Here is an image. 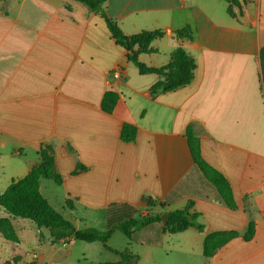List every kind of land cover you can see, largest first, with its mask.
Masks as SVG:
<instances>
[{
  "label": "crops",
  "instance_id": "obj_1",
  "mask_svg": "<svg viewBox=\"0 0 264 264\" xmlns=\"http://www.w3.org/2000/svg\"><path fill=\"white\" fill-rule=\"evenodd\" d=\"M239 2L229 15L225 0H106L100 12L73 0L0 1V192L27 175L40 161L41 145L49 144L62 182L40 179L39 192L76 230L105 231L139 220L140 210L152 209L145 197L158 213L191 204L189 212L199 215L203 232L169 234L161 221L135 229L122 247L107 241L118 252L129 244L136 264H264V0ZM104 18L127 36L163 31L150 44L154 52L138 61L159 68L182 47L195 62L192 81L152 97L149 89L161 78L138 73ZM185 26L191 40L175 36ZM107 91L118 95L111 113L101 109ZM123 124L136 128L134 141H121ZM188 127L203 160L227 182L235 209L220 202L195 167ZM77 164L86 169L74 174ZM15 219L14 244L29 232L36 249L15 247L9 260L0 248V264L13 258L14 264L113 260L98 241L58 239L56 247L49 232L44 236L26 219ZM250 224L253 234L245 239ZM215 232L237 236L204 257V237Z\"/></svg>",
  "mask_w": 264,
  "mask_h": 264
},
{
  "label": "trees",
  "instance_id": "obj_2",
  "mask_svg": "<svg viewBox=\"0 0 264 264\" xmlns=\"http://www.w3.org/2000/svg\"><path fill=\"white\" fill-rule=\"evenodd\" d=\"M4 1V0H0ZM86 6L90 11L100 12L102 4L106 0H73ZM228 4L227 13L234 15V7L240 9L239 0H225ZM107 30L114 40L115 44L126 51V59L131 62L138 70L140 75H157L161 79L152 85L149 89L152 97L162 93H168L188 85L193 79L195 62L182 47L176 48L170 54L169 62L159 68L148 67L138 61V55L149 54L154 52L150 44L164 36L161 30L143 31L135 35L127 36L112 20L104 18ZM175 36L180 40H191L193 31L189 26H185L175 31ZM259 60L261 68V82L264 87V47L259 51ZM118 95L115 92L107 91L101 100V109L104 112L111 113L117 103ZM136 128L130 124H123L120 129V139L123 142H132L135 139ZM187 143L195 167L199 170L203 178L210 183L219 196L220 202L229 209H235V202L231 190L225 179L209 166L202 158L198 146V140L191 127L186 130ZM71 149L69 148V151ZM40 161L34 165L27 175L20 179L12 180L6 189L0 192V208L6 213L7 217L0 218V234L6 241L18 243L17 234L11 224L10 218L26 219L33 222L38 229L46 228L50 231L51 236L55 239H61L68 242L83 241L92 243L98 241L102 243L105 249L119 256L116 262H105L98 264H136L139 257L133 254L128 248L118 252L107 246L111 234L114 230L120 231L129 241L135 229L143 227L148 223L161 222V215L154 217H145L139 220H126L115 227H109L105 231L93 228L76 230L73 225L63 216L53 209L39 192L40 179L54 181L57 185L62 182V177L55 171L54 149L49 144L41 145L39 149ZM86 168L77 164L74 174L84 171ZM144 201L147 206H154L155 202L145 197ZM159 208H163L161 204ZM191 204L184 209L174 210L165 215L168 219L163 225V230L169 234L183 232L189 228L203 232L204 227L197 222L198 214L190 213ZM253 234V228L250 224L244 235L249 239ZM237 236L235 232H215L207 234L204 237L202 245V254L204 257H211L215 251L227 241ZM42 236H39L41 239ZM18 260L13 258L4 264H14Z\"/></svg>",
  "mask_w": 264,
  "mask_h": 264
},
{
  "label": "rangeland",
  "instance_id": "obj_3",
  "mask_svg": "<svg viewBox=\"0 0 264 264\" xmlns=\"http://www.w3.org/2000/svg\"><path fill=\"white\" fill-rule=\"evenodd\" d=\"M155 210H157V208H156L155 205L152 206V209H142V210L139 211V217L140 218H145V217H154L157 214H167V213H158ZM0 212H3V209L0 208ZM15 220H17L16 222H20L23 219H19L18 218V219H15ZM25 222L27 224H29L31 230H33V231L37 230V227H36L35 224H33L32 222H30L28 220H25ZM17 224L18 223L15 224L16 227H17ZM84 229H87V228H84ZM93 229H95V228H93ZM41 230H42L44 236H47L48 235V232L50 233V231L48 229H46V228H42ZM50 236H51V233H50ZM52 238L54 239V242H53L54 244L53 245L56 246V247H58L59 246L58 245V239H55L54 237H52ZM39 241H40V239H39ZM124 242H127L128 243L129 241L119 231H115V233L111 235V237H110V239L108 241V244L111 245L112 247L118 248V247H122V244ZM80 244H85V243L77 242V245H80ZM132 244H134V243H132ZM133 246H134V248H137L136 245H133ZM15 247H19V248L23 249L24 251H26L27 253H30L32 250H35L36 249V246H35L32 238H31L29 232H27V234H22V240L19 243V245H16V244H14L12 242L5 241L0 236V248H3V254H2V258L3 259H9L10 260L11 257H12V255H13V253H14V251H15ZM126 247L130 250L129 244H127ZM105 254H107V256H109L110 259H113V260L115 259L116 261L119 260V256L118 255H115L114 253H108V252H106ZM156 256L158 257V255H156ZM98 257L99 256L97 254V259H100V257L99 258ZM172 258L173 257L170 256L167 259L168 262L169 261L172 262ZM28 259H29V257H28ZM113 260H108V261L112 262Z\"/></svg>",
  "mask_w": 264,
  "mask_h": 264
},
{
  "label": "water",
  "instance_id": "obj_4",
  "mask_svg": "<svg viewBox=\"0 0 264 264\" xmlns=\"http://www.w3.org/2000/svg\"><path fill=\"white\" fill-rule=\"evenodd\" d=\"M168 219L167 215H161V221L165 223V221Z\"/></svg>",
  "mask_w": 264,
  "mask_h": 264
},
{
  "label": "built area",
  "instance_id": "obj_5",
  "mask_svg": "<svg viewBox=\"0 0 264 264\" xmlns=\"http://www.w3.org/2000/svg\"><path fill=\"white\" fill-rule=\"evenodd\" d=\"M118 69L117 70H115L114 72H113V75L115 76V77H118Z\"/></svg>",
  "mask_w": 264,
  "mask_h": 264
}]
</instances>
